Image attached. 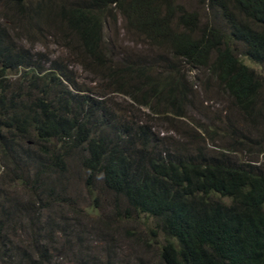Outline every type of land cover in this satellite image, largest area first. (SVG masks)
Segmentation results:
<instances>
[{
  "label": "trees",
  "instance_id": "obj_1",
  "mask_svg": "<svg viewBox=\"0 0 264 264\" xmlns=\"http://www.w3.org/2000/svg\"><path fill=\"white\" fill-rule=\"evenodd\" d=\"M201 2L209 20L181 0H0V264H66L51 255L59 243L68 263L89 257L68 190L73 160L115 210L155 221L161 264H264L261 166L229 157L235 146L168 144L151 125L186 116L196 96L185 67L207 72L249 126L261 116L262 78L239 55L264 68V0ZM105 31L152 54L115 60ZM78 65L146 119L83 88ZM241 136L239 146L251 142ZM24 226L31 246L15 240Z\"/></svg>",
  "mask_w": 264,
  "mask_h": 264
},
{
  "label": "rangeland",
  "instance_id": "obj_2",
  "mask_svg": "<svg viewBox=\"0 0 264 264\" xmlns=\"http://www.w3.org/2000/svg\"><path fill=\"white\" fill-rule=\"evenodd\" d=\"M181 2L188 10L198 12L203 21L209 20V14L201 0H181ZM38 44L39 48L43 47L40 43ZM105 44L115 60H119V57L129 52L141 54V56L152 54L146 46L132 44L121 32L115 34L105 31ZM37 48H34V51H37ZM43 49L64 58L70 57L62 51L61 47L50 42ZM239 59L262 78V96H264V68L251 63L243 55H239ZM187 69L185 67L183 70L187 72L188 80L193 83L196 96L191 107L188 108L184 118L169 116L165 121L158 118L152 119L151 125L154 133L164 142L182 144L191 152L197 147L207 153L230 152L228 149L235 146V152H230L229 157L237 162H251L260 165L264 171V108L259 120L249 126L243 122L226 93L220 90L207 72L200 69ZM73 70L78 84L83 88H90L94 94L110 96L128 111V117L133 111L134 115L140 116V120L146 119V109L131 106V101L122 95L115 93L108 95L111 92L109 87L92 79L91 74L81 66H75ZM241 135L250 138L251 142L239 146L238 140L242 138ZM69 166V195L74 199L76 210L80 211L79 220L91 232L92 247H90L89 257L83 258L78 263L74 261L68 263L67 258L70 252L68 248L59 243L56 251H51L56 262L66 264H161L158 260V251L162 244V237L160 234L156 236L151 233L156 230L155 221L134 213L126 216L125 204L121 202L115 210L112 196L103 188L99 178H91L87 181L86 173L81 170L76 160H73ZM1 167L0 161V172ZM116 212L119 213V217ZM23 223H27L25 218ZM15 240L22 241L29 246L35 243L26 226L23 230L16 231Z\"/></svg>",
  "mask_w": 264,
  "mask_h": 264
}]
</instances>
